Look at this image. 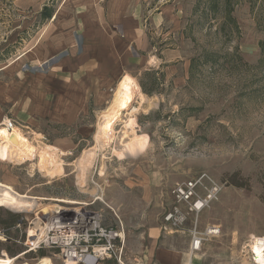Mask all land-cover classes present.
Returning <instances> with one entry per match:
<instances>
[{
	"label": "rangeland",
	"instance_id": "1",
	"mask_svg": "<svg viewBox=\"0 0 264 264\" xmlns=\"http://www.w3.org/2000/svg\"><path fill=\"white\" fill-rule=\"evenodd\" d=\"M198 1L0 0V126L14 121L35 147L24 162L0 149V182L37 198L30 212L0 206V256L63 264L43 244L45 233L32 245L29 231L48 223L44 208L49 219L86 208L122 226L123 264H139L136 251L156 240L188 259L190 224L166 241L164 216L177 184L207 174L224 190L201 227L220 226L222 234L205 245L201 263L252 264L245 245L264 236V0H236L239 30L230 37L195 11ZM45 7L51 20L41 17ZM121 17L137 24L150 50L106 80L55 68L73 34L98 21L116 24L119 34ZM126 76L143 98L134 94L132 108L109 123L108 142L101 128ZM133 139L141 145L134 155L125 149ZM118 257L99 264H120Z\"/></svg>",
	"mask_w": 264,
	"mask_h": 264
},
{
	"label": "built area",
	"instance_id": "2",
	"mask_svg": "<svg viewBox=\"0 0 264 264\" xmlns=\"http://www.w3.org/2000/svg\"><path fill=\"white\" fill-rule=\"evenodd\" d=\"M5 126L12 130L15 122L8 120ZM223 190L221 183L207 174H202L177 184L172 192L175 205L164 216V234L179 233L190 224L188 253L191 259L201 254L208 242L222 234L220 226L208 225L203 229L201 218L220 200ZM114 214L118 218L115 212ZM42 242L47 247L59 251L58 258L63 264H87L89 257L99 264L111 259L113 255L117 257V253L119 263L123 264V228L117 223L114 227L108 226L101 211L83 208L72 217H68L66 213L56 214L45 225V237ZM256 247L262 249L261 257L254 252ZM245 250L252 264H264V236L251 237L245 245Z\"/></svg>",
	"mask_w": 264,
	"mask_h": 264
},
{
	"label": "crops",
	"instance_id": "3",
	"mask_svg": "<svg viewBox=\"0 0 264 264\" xmlns=\"http://www.w3.org/2000/svg\"><path fill=\"white\" fill-rule=\"evenodd\" d=\"M119 18L115 23L119 22ZM130 21L127 18H122L119 34L113 29L116 24L106 25L101 21H98L91 29L88 28L80 35L73 34L74 40H71V46H68L71 49L66 51L67 54L63 60L55 62V68L58 70V67L65 66V69L71 72L73 79L80 76L83 79L88 77L92 80L110 78L117 72L119 64L123 65L124 61L127 63L129 56L141 57L140 53L151 49L149 40L143 31L135 22L132 25ZM107 63L115 66L113 72H107ZM172 236L173 234L162 235V238L171 241ZM159 237L160 234L158 233L157 238ZM165 247L159 246L157 240L151 245H145L142 250L136 251L141 256L135 257V261H139V264H202L201 261L205 257V246L203 252L192 259L189 253L188 259H184L178 253H173L171 249Z\"/></svg>",
	"mask_w": 264,
	"mask_h": 264
},
{
	"label": "bare ground",
	"instance_id": "4",
	"mask_svg": "<svg viewBox=\"0 0 264 264\" xmlns=\"http://www.w3.org/2000/svg\"><path fill=\"white\" fill-rule=\"evenodd\" d=\"M134 94L143 98V95L141 94L140 89L137 87V85H135L127 76L124 77V79L119 83L116 89L112 105L109 109L110 113L111 111L113 112L111 115L106 116L108 117V119L101 128V133L104 134L108 142L110 141V136L108 133L109 123L121 116L124 111L132 108ZM2 125L0 126V149L5 151L8 157L14 161H23L26 156L30 157L33 154V151L35 150V147L32 146V144L29 142L23 132L17 127H14L12 130H9L5 126L6 124L3 126ZM125 149L127 150H125L126 152L133 154L136 151H141V145L137 139H133L130 140V143L126 145ZM44 165H46V163H44ZM36 201L37 198L19 194L11 186L0 182V206H3L4 208L15 213H23L25 211L30 212V210L36 207ZM58 203L78 205V203L76 202L69 201H61ZM42 213L43 215L41 218L44 221L49 220L48 217L53 215L52 211L48 208H44L42 210ZM45 225L43 226V224H37L34 229H31L29 231V241H32V245L40 244L42 237L45 233ZM261 251L262 249L259 247H256L254 249V252L257 253L259 257H261ZM6 253L3 256H0V264H16L18 259L16 260V257L10 258ZM41 264H50V261L44 259ZM87 264H96V260L94 258L89 257L87 260Z\"/></svg>",
	"mask_w": 264,
	"mask_h": 264
},
{
	"label": "trees",
	"instance_id": "5",
	"mask_svg": "<svg viewBox=\"0 0 264 264\" xmlns=\"http://www.w3.org/2000/svg\"><path fill=\"white\" fill-rule=\"evenodd\" d=\"M235 2L236 0H199L195 11H201L204 18L208 15L213 16L218 24L217 31L223 36L228 35L230 37L239 30L237 21L233 16ZM41 17L43 20H51L53 18L52 9L45 7L41 12ZM204 60L206 63L212 62L210 60H213V55L205 54ZM193 63H195L194 60L192 65H194Z\"/></svg>",
	"mask_w": 264,
	"mask_h": 264
}]
</instances>
